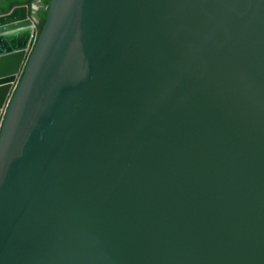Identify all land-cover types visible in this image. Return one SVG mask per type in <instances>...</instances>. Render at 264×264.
Wrapping results in <instances>:
<instances>
[{
	"label": "water",
	"instance_id": "1",
	"mask_svg": "<svg viewBox=\"0 0 264 264\" xmlns=\"http://www.w3.org/2000/svg\"><path fill=\"white\" fill-rule=\"evenodd\" d=\"M35 32L0 15V264H264V0H52L27 61Z\"/></svg>",
	"mask_w": 264,
	"mask_h": 264
},
{
	"label": "trees",
	"instance_id": "2",
	"mask_svg": "<svg viewBox=\"0 0 264 264\" xmlns=\"http://www.w3.org/2000/svg\"><path fill=\"white\" fill-rule=\"evenodd\" d=\"M51 1L52 0H0V15L2 16L9 14L17 7L27 6L29 8V16L35 22L36 32L27 61L33 53V50L47 22L48 7ZM34 7H37L38 9L34 10ZM22 76L23 73L19 80H21Z\"/></svg>",
	"mask_w": 264,
	"mask_h": 264
}]
</instances>
